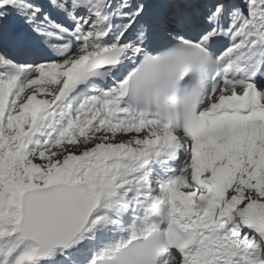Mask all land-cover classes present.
<instances>
[{"label":"snow or ice","instance_id":"snow-or-ice-1","mask_svg":"<svg viewBox=\"0 0 264 264\" xmlns=\"http://www.w3.org/2000/svg\"><path fill=\"white\" fill-rule=\"evenodd\" d=\"M0 264H264V0H0Z\"/></svg>","mask_w":264,"mask_h":264}]
</instances>
